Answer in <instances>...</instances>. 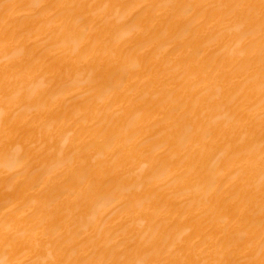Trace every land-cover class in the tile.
Wrapping results in <instances>:
<instances>
[{"label":"bare ground","instance_id":"bare-ground-1","mask_svg":"<svg viewBox=\"0 0 264 264\" xmlns=\"http://www.w3.org/2000/svg\"><path fill=\"white\" fill-rule=\"evenodd\" d=\"M0 264H264V0H0Z\"/></svg>","mask_w":264,"mask_h":264}]
</instances>
